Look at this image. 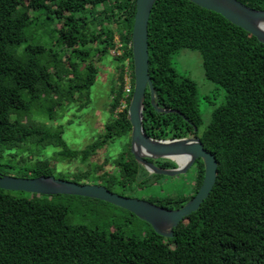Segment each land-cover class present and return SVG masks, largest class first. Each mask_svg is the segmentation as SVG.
I'll list each match as a JSON object with an SVG mask.
<instances>
[{
    "label": "trees",
    "instance_id": "obj_1",
    "mask_svg": "<svg viewBox=\"0 0 264 264\" xmlns=\"http://www.w3.org/2000/svg\"><path fill=\"white\" fill-rule=\"evenodd\" d=\"M238 1L264 10V0ZM36 11L49 15L53 25L49 35L58 50L48 49L42 39L21 48L28 41L32 21L39 18L32 13ZM135 15L136 0H0V155H21L29 173L21 178L53 175L49 160L37 158L30 164L33 158L26 159L33 145L66 147L62 130L27 126L22 118L32 116L38 107L41 115L53 119L56 106L65 107L76 94L80 99L90 93L98 77L96 63L89 62L79 77L80 63H74L72 56L81 62L93 56L102 60L119 49L121 54L114 58L118 67L111 121L89 149H64L59 155H82L86 162L92 153L129 135L128 157L114 161L121 180L117 179L122 188L149 184L142 177L145 168L131 153L128 118L135 85ZM75 46L77 51L66 52ZM183 50L199 51L206 77L226 92L225 103L212 112L209 122L200 111L197 83L181 76L174 66L173 57ZM149 56L159 106L180 114L158 113L148 88L144 130L156 140L200 138L219 164L209 197L174 229L173 238L154 230L137 238L73 226L64 207L48 205L35 194L0 189V264H264V44L221 15L187 0H158L149 20ZM66 72L73 74V81H64ZM149 161L161 168L172 162ZM196 164L195 193L158 200L157 205L180 209L195 197L205 175L203 161ZM80 173L76 180L85 179V173Z\"/></svg>",
    "mask_w": 264,
    "mask_h": 264
},
{
    "label": "rangeland",
    "instance_id": "obj_2",
    "mask_svg": "<svg viewBox=\"0 0 264 264\" xmlns=\"http://www.w3.org/2000/svg\"><path fill=\"white\" fill-rule=\"evenodd\" d=\"M32 13L39 18L34 22L32 21L31 27L27 30L28 41L21 48L23 49L25 45L37 43L42 39L43 44L47 45L48 49L58 50L57 43L49 35V30L53 25L49 23L50 17L47 12L36 11ZM117 40H119L118 36L116 37ZM78 49L79 47L75 46L72 50H65L68 51V54H71ZM120 54L121 51L116 49L111 51L109 57L102 60L99 59V56H93L85 62H81L78 58L72 56L74 63H80L76 72L79 77L84 76V71L87 69L89 62H95L98 69L97 81L91 87L90 93L84 94L83 98L78 99L79 95L76 94L73 103L68 104L66 101L67 105L65 104V107L56 106L53 119L41 115L42 111L38 107L33 111L32 116L22 118V122L27 126H47L56 132L62 130V138L66 143V147L57 145L54 148L33 145L31 150L25 153L26 159L33 158L29 161L30 164L36 162L37 158L49 160L54 169L52 176L58 180L105 187L120 196L147 202L153 201L155 205L159 204L158 200L166 198L179 199L194 194L198 179V164L194 165L186 174L176 177L156 176L145 169L142 177L148 179L149 184H145L146 186L132 184L128 188H122L117 179L119 178L118 165L116 166L114 161L128 157L129 135L109 143L96 153H92L86 162L82 160V155L75 158L59 155V152L64 149L70 151L87 150L104 133L105 126L111 121L110 103L113 100L112 90L117 78L118 64L114 58ZM64 62L68 64L67 57ZM173 62L181 76L189 77L197 83L200 111L205 121L209 122L212 112L225 103V90L206 77L203 57L199 51L183 50L173 57ZM73 80V74L66 72L64 81ZM172 162L165 169H175L176 167ZM7 164H11L12 166H9L11 168H7ZM25 166L28 165L22 162L21 155L11 156L5 153H3V156L0 155V176L21 178L23 174H29ZM80 172L85 173V179L81 181L75 178L81 174ZM105 172L110 173L99 179L98 176L103 175ZM111 178L114 179V184L110 182ZM35 196H39L48 205L51 204L57 206V208L64 207L67 210V221L73 226L88 225L108 233L118 231L125 237L137 238L151 235L154 230L150 224L139 219L131 212L103 201L68 195Z\"/></svg>",
    "mask_w": 264,
    "mask_h": 264
},
{
    "label": "water",
    "instance_id": "obj_3",
    "mask_svg": "<svg viewBox=\"0 0 264 264\" xmlns=\"http://www.w3.org/2000/svg\"><path fill=\"white\" fill-rule=\"evenodd\" d=\"M157 1L136 0V15L132 33L135 85L128 113L132 125L131 153L137 163L151 174L167 177L184 175L197 161L202 160L205 175L203 184L195 197L180 209L168 210L151 202L120 196L105 187L58 180L53 176L38 178L0 176L1 190L45 196L68 195L103 201L131 212L150 224L158 235L169 239L174 237V229L185 218L200 209L217 181L219 164L216 157L204 148L200 138L156 140L148 136L144 130V110L148 88L151 92V104L158 113H179L176 110L159 106L150 76L149 20ZM187 1L221 15L264 44V10H257L238 0ZM184 118L187 120L186 117ZM177 158L183 159L184 165H181L176 160ZM161 159L171 160L176 163L177 167L175 169L160 168L149 161Z\"/></svg>",
    "mask_w": 264,
    "mask_h": 264
},
{
    "label": "built area",
    "instance_id": "obj_4",
    "mask_svg": "<svg viewBox=\"0 0 264 264\" xmlns=\"http://www.w3.org/2000/svg\"><path fill=\"white\" fill-rule=\"evenodd\" d=\"M126 94L129 95L131 94V86L127 85L126 87Z\"/></svg>",
    "mask_w": 264,
    "mask_h": 264
},
{
    "label": "bare ground",
    "instance_id": "obj_5",
    "mask_svg": "<svg viewBox=\"0 0 264 264\" xmlns=\"http://www.w3.org/2000/svg\"><path fill=\"white\" fill-rule=\"evenodd\" d=\"M181 165H184L185 161L183 159L177 158L176 159Z\"/></svg>",
    "mask_w": 264,
    "mask_h": 264
},
{
    "label": "flooded vegetation",
    "instance_id": "obj_6",
    "mask_svg": "<svg viewBox=\"0 0 264 264\" xmlns=\"http://www.w3.org/2000/svg\"><path fill=\"white\" fill-rule=\"evenodd\" d=\"M188 138H199V137H197V136H192V137H188ZM156 165V164H155Z\"/></svg>",
    "mask_w": 264,
    "mask_h": 264
}]
</instances>
